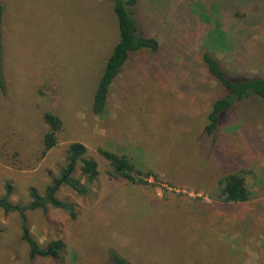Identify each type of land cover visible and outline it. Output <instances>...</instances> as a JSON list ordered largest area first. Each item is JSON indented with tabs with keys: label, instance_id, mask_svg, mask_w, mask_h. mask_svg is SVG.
<instances>
[{
	"label": "rangeland",
	"instance_id": "rangeland-1",
	"mask_svg": "<svg viewBox=\"0 0 264 264\" xmlns=\"http://www.w3.org/2000/svg\"><path fill=\"white\" fill-rule=\"evenodd\" d=\"M0 2V197L10 184V202L27 205L29 188L43 192L72 143L84 145L98 167L93 182L78 168L74 173L88 187L86 196L66 187L57 194L75 205V219L53 208L26 212L39 245L63 242L58 262H30L18 215L0 209V264H111V251L134 264H264V104H239L213 136L204 133L213 101L224 95L201 62L206 26L190 32L189 41L177 3L167 12L139 0L134 17L144 36L157 40L159 53L130 54L98 116L92 96L118 37L112 4ZM224 30L230 47L212 52L222 67L264 76V24L251 36L230 25ZM174 32L172 43L164 42ZM240 47L250 53L247 66ZM45 111L62 126L56 146L43 154ZM99 148L151 172L149 186L110 180ZM237 172L249 201L211 199L218 181Z\"/></svg>",
	"mask_w": 264,
	"mask_h": 264
},
{
	"label": "trees",
	"instance_id": "trees-1",
	"mask_svg": "<svg viewBox=\"0 0 264 264\" xmlns=\"http://www.w3.org/2000/svg\"><path fill=\"white\" fill-rule=\"evenodd\" d=\"M106 1L112 4L118 37L105 61L102 74L92 96L91 111L98 116L104 113L110 87L130 54L139 51L159 53L160 49L156 39L144 36L134 17V9L138 5L139 0ZM170 3H177L178 13L185 16L183 18V23L185 24L183 30L189 41H193V38L189 36L190 32L202 26L207 27L201 46L203 48L201 62L211 79L224 91L223 97L213 101L207 116V124L204 128L206 135L213 136L219 128L222 118L228 113L235 112L237 105L247 103L264 104V76L245 73L243 68L237 72H229L222 67L212 53L215 47H230L231 40L227 38L224 30L228 25L236 32L246 30L247 34L251 36V33L256 32L257 26L264 24V0H149L148 6L149 9H165L168 12ZM3 11V5L0 2V20ZM171 17L179 20L181 18H176L172 15ZM172 27L174 28L175 26ZM172 34H175V32L166 35L164 42L167 39L168 43H172L170 41L172 40ZM240 49L242 50L240 54L245 57L244 62L247 66L251 58L250 53L247 52L248 49H242V47ZM164 52L162 50L160 53ZM0 90H5L1 67ZM42 119L48 127L43 137L42 153L45 154L56 146L57 133L61 129L62 122L56 114L50 111H45ZM86 152L84 145L80 143L70 144L65 165L59 170L57 176L51 178L42 193H39L33 187L29 188L30 201L25 206L10 202L12 186L10 184L5 185V192L0 197V209L5 213L18 215L21 240L28 247L30 262L36 258L58 262L62 258L64 244L61 240H53L45 246H41L33 239L26 223V212L34 210L46 212L48 208H53L66 213L70 219H75V205L71 202L60 200L57 194L63 187L70 189L79 197H84L88 194V187L74 177L77 168L80 175L87 182H93L98 177L97 163L85 157ZM97 153L108 165L106 174L110 180L125 181L139 188L149 186L148 180L153 177L151 172L142 171L127 156L101 148L97 149ZM217 186L218 192L216 196H211L210 198L220 203L242 204L250 199V192L245 186L244 177L239 172L223 177L218 181ZM109 261L111 264H134L119 256L115 251H111Z\"/></svg>",
	"mask_w": 264,
	"mask_h": 264
}]
</instances>
